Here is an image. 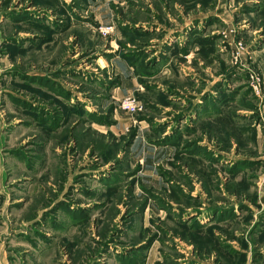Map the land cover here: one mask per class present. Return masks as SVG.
Here are the masks:
<instances>
[{
    "label": "rangeland",
    "instance_id": "rangeland-1",
    "mask_svg": "<svg viewBox=\"0 0 264 264\" xmlns=\"http://www.w3.org/2000/svg\"><path fill=\"white\" fill-rule=\"evenodd\" d=\"M0 264H264V0H0Z\"/></svg>",
    "mask_w": 264,
    "mask_h": 264
},
{
    "label": "built area",
    "instance_id": "built-area-1",
    "mask_svg": "<svg viewBox=\"0 0 264 264\" xmlns=\"http://www.w3.org/2000/svg\"><path fill=\"white\" fill-rule=\"evenodd\" d=\"M101 30L104 33H109L112 27H102ZM119 107L130 114H134L141 109L139 100L133 95L123 97L119 102Z\"/></svg>",
    "mask_w": 264,
    "mask_h": 264
},
{
    "label": "crops",
    "instance_id": "crops-1",
    "mask_svg": "<svg viewBox=\"0 0 264 264\" xmlns=\"http://www.w3.org/2000/svg\"><path fill=\"white\" fill-rule=\"evenodd\" d=\"M127 95V94H126ZM126 95H124V96H126Z\"/></svg>",
    "mask_w": 264,
    "mask_h": 264
}]
</instances>
